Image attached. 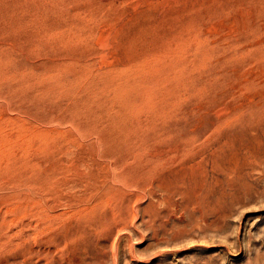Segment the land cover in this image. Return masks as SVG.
Wrapping results in <instances>:
<instances>
[{"label": "rangeland", "instance_id": "rangeland-1", "mask_svg": "<svg viewBox=\"0 0 264 264\" xmlns=\"http://www.w3.org/2000/svg\"><path fill=\"white\" fill-rule=\"evenodd\" d=\"M263 156L264 0H0V264H264Z\"/></svg>", "mask_w": 264, "mask_h": 264}, {"label": "bare ground", "instance_id": "bare-ground-1", "mask_svg": "<svg viewBox=\"0 0 264 264\" xmlns=\"http://www.w3.org/2000/svg\"><path fill=\"white\" fill-rule=\"evenodd\" d=\"M222 152H223V144H220V143L215 144L213 146L212 150L210 151L209 160H208L209 161V173H208L209 174V181L207 183L209 185V188L212 189V191L215 193V200H216L215 205L213 206L210 203L205 204L203 201L201 203H199L198 208H199L200 214L198 213V211H197V213L200 216L198 215V217H197L198 223H197V225H196V223L193 224L194 228H192L193 226L190 227L191 228L190 232L192 231V229L196 230V226L199 227V229H200L199 231L202 233V236H203V234L207 235L209 233V231H216L219 229H221V231H222V228L220 225L221 221H225V219L229 216L227 214V211H228L227 208H232L233 206L235 207L236 205H239L238 207H240V204L243 202L244 203L241 205L247 204L246 203V202H248L247 198H249V195L251 194V192L254 191L251 189V187H249L247 185V183H245L243 181V176H245L248 173L247 171H249V170H247V169L250 168V166L259 164L256 162L258 160L257 158H259V157L250 155V156L245 157L241 160L242 164L239 163L240 166L243 165L245 167V166H247V164L250 165V166L246 167L247 169L245 168V170H247V171L244 170L247 173L243 174L244 171L241 172L240 170L241 169L243 170L244 168L241 167V169H240L239 164L236 163L235 165H227L226 163L220 161V155ZM262 158H264V156ZM261 160L263 161L264 159H261ZM261 160H260V163L262 165L263 163ZM254 167H255V169L257 168L256 166H254ZM251 171L253 172L252 169H251ZM250 174H251V172H250ZM245 178H246V176L244 177V179ZM249 183L250 182H248V184ZM250 184L252 185V183H250ZM247 186L249 187L248 190L251 189L249 192L247 190ZM157 188H160L159 184L157 185ZM150 192H151V194L153 193L152 191H150ZM254 192H252V194L250 196H252ZM252 198L253 197H251V199ZM244 200H247V201H244ZM188 206H189V204H186L185 208ZM185 208L183 207V209H185ZM230 211L231 210L229 209V212ZM226 214L228 215L227 217H226ZM212 217H214V218H212ZM223 218H224V220H222ZM192 222H195V221H192ZM190 225H192V224H190ZM187 231H186V229H184V231H182V232L185 233ZM207 231H208V233H206ZM219 232H220V230H219ZM180 234H179V236L177 234L176 235L178 237H180L181 236ZM204 237H207V236H204ZM81 264H85V263H81Z\"/></svg>", "mask_w": 264, "mask_h": 264}]
</instances>
